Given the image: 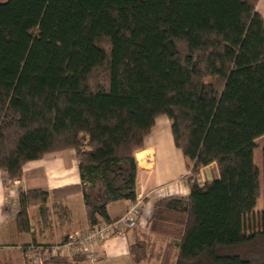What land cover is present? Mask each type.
I'll list each match as a JSON object with an SVG mask.
<instances>
[{
    "label": "trees",
    "instance_id": "1",
    "mask_svg": "<svg viewBox=\"0 0 264 264\" xmlns=\"http://www.w3.org/2000/svg\"><path fill=\"white\" fill-rule=\"evenodd\" d=\"M259 1L0 0L6 181L21 180L28 162L73 150L81 184L53 190L59 219L71 220L59 201L82 193L90 228L115 221L108 206L136 201V154L167 116L191 172L190 193L154 202L149 229L130 246L134 264H264V207L260 231H246L264 201ZM212 163L220 177L201 185ZM48 197L20 192L21 229H29L31 205L47 213Z\"/></svg>",
    "mask_w": 264,
    "mask_h": 264
},
{
    "label": "crops",
    "instance_id": "2",
    "mask_svg": "<svg viewBox=\"0 0 264 264\" xmlns=\"http://www.w3.org/2000/svg\"><path fill=\"white\" fill-rule=\"evenodd\" d=\"M257 11L264 16V0L259 1ZM136 157L139 164L137 198L143 200V211L136 228L126 229L99 242L96 246L99 254L97 262L85 258L83 262L73 264H134L130 246L135 242L137 233L149 229L154 202L162 197L186 196L190 193L186 159L174 143L172 122L167 116L157 118L145 140L144 149ZM219 177L217 164L212 163L202 168L198 180L202 185ZM79 184L81 178L73 150L48 154L41 160L28 162L19 181L9 183L5 173L0 170V264H32L23 247L56 244L65 241L73 232L90 228L82 193L59 201L71 212V220L68 222L59 219L53 199V190ZM29 190L49 192L46 204L48 210L43 214L38 204L31 205L28 208L29 229H21L17 219L19 194ZM135 202L123 200L109 204L110 217L120 218Z\"/></svg>",
    "mask_w": 264,
    "mask_h": 264
},
{
    "label": "built area",
    "instance_id": "3",
    "mask_svg": "<svg viewBox=\"0 0 264 264\" xmlns=\"http://www.w3.org/2000/svg\"><path fill=\"white\" fill-rule=\"evenodd\" d=\"M8 182H13L8 180ZM143 211L142 198L136 199L130 209L115 221L103 223L88 228L84 231H77L69 234L65 241L58 242L53 245H30L25 246L27 258L32 264H43L46 260L55 256H84L91 262H97L99 254L96 246L99 242L122 233L126 229L137 226Z\"/></svg>",
    "mask_w": 264,
    "mask_h": 264
},
{
    "label": "rangeland",
    "instance_id": "4",
    "mask_svg": "<svg viewBox=\"0 0 264 264\" xmlns=\"http://www.w3.org/2000/svg\"><path fill=\"white\" fill-rule=\"evenodd\" d=\"M259 148L256 149L255 152V159L256 163L259 167V169L262 171L263 168V162H262V146H263V139L259 140ZM191 172L188 171V175H190ZM264 207V201L263 198L260 200L259 206L256 209L255 213L251 215L249 218L246 220V231L247 233H252V232H258L261 229V212Z\"/></svg>",
    "mask_w": 264,
    "mask_h": 264
}]
</instances>
